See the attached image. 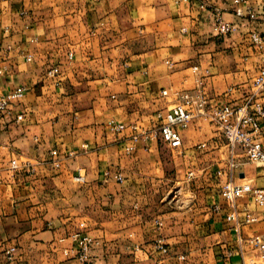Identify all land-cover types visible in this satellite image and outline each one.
Listing matches in <instances>:
<instances>
[{"label":"crops","instance_id":"obj_1","mask_svg":"<svg viewBox=\"0 0 264 264\" xmlns=\"http://www.w3.org/2000/svg\"><path fill=\"white\" fill-rule=\"evenodd\" d=\"M241 7L255 19L237 18L234 0H0V97L25 89L13 111L21 122H0V264H80L63 254L73 247L70 240L60 242L75 233L101 240L92 264H156L162 259L155 249L159 238L171 250L163 264H241L237 236L226 220L230 208L219 190L231 175L226 161L225 175L218 176L224 163L218 164L220 152L214 151L226 142L205 129L214 107L252 93L262 64L250 34L264 36V0H241ZM216 13L235 25L230 35L213 33ZM56 67L60 76L49 78ZM200 80L209 108L184 131L180 154L187 174L195 172L201 213L216 205L222 211L188 236L179 228L165 234L160 220L154 221L159 232L149 230L139 204L152 201L148 188L168 181L164 171L173 153L153 140L128 155L132 130L110 133L107 122L115 118L151 130L157 112L177 104L174 93L194 90ZM163 90L171 95L162 98ZM216 139L215 146L197 148ZM13 158L31 168L12 171ZM77 176L86 184H76ZM256 177L235 170L232 181L253 184ZM256 186L264 187V178ZM209 191L218 194L212 201L205 196ZM236 210L244 221L246 210L257 208L245 196ZM263 231V223L243 228L245 237ZM11 248L16 252L9 261ZM229 249L235 255L226 259Z\"/></svg>","mask_w":264,"mask_h":264},{"label":"built area","instance_id":"obj_2","mask_svg":"<svg viewBox=\"0 0 264 264\" xmlns=\"http://www.w3.org/2000/svg\"><path fill=\"white\" fill-rule=\"evenodd\" d=\"M237 6L235 16L239 19H255V14L250 9L241 7V0H234ZM204 7V6H201ZM213 33L217 37H226L235 30L233 23L227 22L222 15L216 13L213 19ZM252 45L261 52L262 64L258 69L252 81V93L243 98L239 103L222 104L212 109L209 114V120L219 127L220 134L226 142L228 148L227 169L231 179L227 180L221 188V197L230 208L226 215L227 222L237 236L238 254L241 257V264H264V231L255 234L252 237H245L243 228L258 223L264 224V187L258 188L251 183L236 185L232 181L235 170L242 168V165L236 161V155H242L246 160L262 170L264 178V145L262 142L264 122V36L257 32L250 34ZM73 56L70 54V59ZM30 61V58L27 59ZM195 71L198 68H194ZM2 72L0 71V74ZM58 67L48 71L47 76L56 79L60 76ZM203 82L197 83L194 90H183L174 93L177 104L166 112L159 111L156 115V121L151 130H140L138 126H127L125 123L117 121L115 118L109 119L107 129L110 133H122L131 129L133 134L129 137V142L125 145L126 154L132 155L137 152L138 144L141 142L150 143L157 141L168 151L182 152L184 145V131H186L197 119L198 116L207 113L209 108V99L204 94ZM169 90H163L160 93L162 98L170 96ZM25 96V89L20 87L7 96L0 97V122L5 119H12L13 123L21 122V115H14V106ZM1 125V124H0ZM2 129L0 127V133ZM198 149H207L206 143L197 146ZM52 157L57 158V152H52ZM55 168H60L58 160L54 159ZM12 171H22L31 168L29 162L21 161L19 158H13L10 161ZM225 175V172L219 171L218 176ZM109 177V172L106 174ZM195 172L191 171L186 176V182L190 183L195 179ZM117 181L122 183L124 178L121 174L116 177ZM74 182L79 185H85L86 179L83 176L74 178ZM251 196L257 208L256 212L246 210L244 221H240L237 215L236 202L239 198ZM214 211L220 213V205L214 207ZM158 225L162 224L158 222ZM70 240L73 247L63 250L67 259H75L80 264H92L91 257L95 250L99 249L102 242L99 238L90 234H72L69 238L62 239L60 242ZM155 249L161 253L162 259L156 264H163L171 257V250L164 239L159 238L155 241ZM136 252H142L139 246L135 247ZM16 248L7 251V259L12 260ZM235 252L231 249L226 252V259H231ZM180 261H186V256L180 254L177 256Z\"/></svg>","mask_w":264,"mask_h":264},{"label":"rangeland","instance_id":"obj_3","mask_svg":"<svg viewBox=\"0 0 264 264\" xmlns=\"http://www.w3.org/2000/svg\"><path fill=\"white\" fill-rule=\"evenodd\" d=\"M205 129L206 131L212 132L213 134L217 133L220 137H222L219 131V127L214 122L205 124ZM201 142L206 143L209 148L211 147L210 145L215 146V142L219 143L217 139L209 141L203 140ZM214 149V151L220 152L217 155V160L219 159L221 163L219 162L218 164L220 165L224 163L223 166H221L218 170L225 172V163L226 161H228L229 157L228 148L224 143L222 145L218 144V147L215 146ZM180 153L175 152L173 153V155H170V165L166 166L164 171L165 178H167L168 181L165 182V184L161 187L152 186L148 188L150 196L152 197V201L148 203L142 202L141 204H139L142 208V210H139L140 212H143V225L146 226L149 230H153L154 228L157 230V226L155 225L154 221L160 220L162 223L161 230L166 228L164 232L165 234L169 233V231L174 232L173 229L179 228L183 236L184 234L188 236L194 232L196 225H206L208 222L212 221L215 214L213 207H208L210 208L209 210H205V213H201L202 203L200 202V199H202V197L200 198L199 189L197 188V186H195L194 182H186V174L188 169L185 166L186 162L184 160V155H181ZM209 160H211V162H216V160ZM236 161L242 165V168L237 170L243 169L246 174H248L249 172L258 174V177H256L253 183L255 187H257L256 183L259 179L263 178L262 170L249 163L242 155L237 154ZM216 169L217 168H213V170L210 169L211 171L209 174L215 173ZM206 172H203V175L206 174ZM222 186L219 190H221ZM209 194L210 191L205 196H207L210 201H212L213 198L218 195L217 192H212L209 197ZM155 196L157 197L155 198ZM160 196H162V200L159 199ZM199 216L203 217L201 219H198L197 217ZM176 223L178 225H175Z\"/></svg>","mask_w":264,"mask_h":264}]
</instances>
